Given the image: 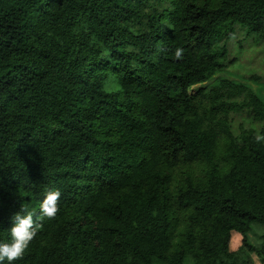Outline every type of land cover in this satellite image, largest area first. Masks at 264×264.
<instances>
[{"label":"trees","instance_id":"1","mask_svg":"<svg viewBox=\"0 0 264 264\" xmlns=\"http://www.w3.org/2000/svg\"><path fill=\"white\" fill-rule=\"evenodd\" d=\"M238 29L264 0H0V243L42 225L12 264H264V126L230 121L264 78L215 77Z\"/></svg>","mask_w":264,"mask_h":264},{"label":"rangeland","instance_id":"2","mask_svg":"<svg viewBox=\"0 0 264 264\" xmlns=\"http://www.w3.org/2000/svg\"><path fill=\"white\" fill-rule=\"evenodd\" d=\"M167 3H154V9L162 11ZM154 9L145 10L147 13H153ZM137 26V25H136ZM230 48V58L235 59L234 63L230 64L225 71L215 76H221L227 80L238 81L245 80L251 75H259L264 78V35H247L242 29H238L236 35L228 41ZM250 85L258 90L264 91V79L262 81H249ZM203 85L198 84L193 86L189 93L194 94ZM114 82L110 88H115ZM231 127L239 133L244 129L254 128L260 131L264 126V121H257L252 118L248 112L232 113L230 115ZM264 237V225L254 224L253 230L249 233V238L255 245L260 244ZM256 263L260 264L257 257Z\"/></svg>","mask_w":264,"mask_h":264},{"label":"clouds","instance_id":"3","mask_svg":"<svg viewBox=\"0 0 264 264\" xmlns=\"http://www.w3.org/2000/svg\"><path fill=\"white\" fill-rule=\"evenodd\" d=\"M175 55L181 56V49H177ZM257 142L264 141V134H258L255 137ZM61 196L59 188L50 189L44 196L40 204V211L43 216L52 218L57 212V201ZM42 227L41 224L35 223L33 213L21 209L11 217V237L10 243H0V264H12L20 257L28 247L37 231Z\"/></svg>","mask_w":264,"mask_h":264}]
</instances>
